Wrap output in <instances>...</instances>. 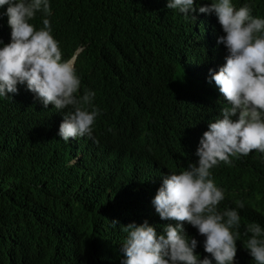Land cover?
<instances>
[{"label": "trees", "instance_id": "1", "mask_svg": "<svg viewBox=\"0 0 264 264\" xmlns=\"http://www.w3.org/2000/svg\"><path fill=\"white\" fill-rule=\"evenodd\" d=\"M49 3L55 36L67 56L83 47L76 68L83 84L92 70L102 104L141 117L151 107L150 83L170 77L173 95L166 105L173 120L202 123L199 110L213 99L203 75L216 61L214 19L193 40L199 24L169 9V0ZM60 124L51 109L19 91L0 97V264H125L123 225L148 222V206L159 189L155 180L163 173L157 160L171 138L151 127L137 139L146 151H122L87 136L65 142ZM73 153L81 154L76 164ZM215 169L225 197L218 210L239 212L236 254L247 258L240 252L248 251L247 224L264 228V152L262 159L251 154ZM184 230L197 240L199 258H212L204 249L206 237L187 222Z\"/></svg>", "mask_w": 264, "mask_h": 264}, {"label": "clouds", "instance_id": "2", "mask_svg": "<svg viewBox=\"0 0 264 264\" xmlns=\"http://www.w3.org/2000/svg\"><path fill=\"white\" fill-rule=\"evenodd\" d=\"M167 7L184 18L194 17L199 27L193 40L203 37L212 19L218 27L217 33L210 31L218 47L212 49L216 61L203 75L213 99L199 110L201 124L173 120L166 105L173 95L169 76L162 84L150 83L151 107L141 117L124 116L102 104L93 91L92 70L83 84L76 68L83 61V47L67 56L55 36L47 18L49 0H0V97L19 91L51 109L61 121L59 136L68 143L87 136L114 149L142 152L147 149L137 139L151 127L171 138L157 160L163 173L155 180L159 189L148 206L149 223L123 225L125 264H213V259L215 264H264L259 223L246 226L248 251L240 252L247 258L236 254L240 233L233 229L239 228L241 217L236 209L218 210L225 197L214 170L251 154L262 159L264 0H169ZM80 159L81 154L73 153L71 163ZM236 204L244 207L242 201ZM184 222L206 237L204 249L212 258H199L197 240L184 230ZM118 223L113 220L114 226Z\"/></svg>", "mask_w": 264, "mask_h": 264}]
</instances>
